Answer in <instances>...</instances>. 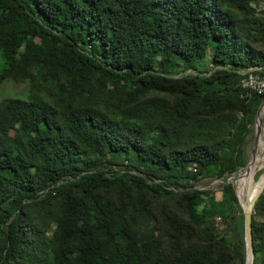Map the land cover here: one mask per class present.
Wrapping results in <instances>:
<instances>
[{
  "label": "trees",
  "instance_id": "trees-1",
  "mask_svg": "<svg viewBox=\"0 0 264 264\" xmlns=\"http://www.w3.org/2000/svg\"><path fill=\"white\" fill-rule=\"evenodd\" d=\"M263 3L0 0V85H29L0 104V264H246L235 186L197 184L247 164ZM253 233L264 264V193Z\"/></svg>",
  "mask_w": 264,
  "mask_h": 264
},
{
  "label": "rangeland",
  "instance_id": "rangeland-1",
  "mask_svg": "<svg viewBox=\"0 0 264 264\" xmlns=\"http://www.w3.org/2000/svg\"><path fill=\"white\" fill-rule=\"evenodd\" d=\"M264 11V3L262 4V6L259 8V12L261 14V12ZM211 58L213 56H210ZM211 58L207 59V61H205L203 63V67H208V68H212V64H211ZM242 74V72H241ZM28 89H29V85L27 82H20V83H15L12 80H6L4 81L1 85H0V104H2L4 101L10 99V98H22V99H26L27 98V93H28ZM262 121H263V132L262 135L260 137V141H259V145L256 148V154L255 156H260L263 158L264 157V109L262 111ZM256 127L255 125H253L252 128V133L247 137V141L244 145V152H245V156H246V166L243 168H239L238 169V173H234L230 176H228L226 179H221V180H215V179H210V178H204L202 181H200L197 186L198 188H201L203 190L206 189H211L214 194L216 195L217 198H221V192H220V187L224 184V182L228 179V178H232L235 179L239 176V172L245 170L250 163H252V159H253V151L255 148V141H256ZM241 170V171H240ZM247 170L243 171L242 173H245ZM264 172V158L261 161L260 165H259V169L257 170V173H255L254 177L252 178L251 181V185L254 188L256 182L259 180V177L263 174ZM238 184L235 182V189L237 192V198H238V203L241 206V202H240V198H239V186H237ZM242 208V207H241ZM243 210V209H242ZM243 215L244 216V212L243 213H239V216ZM214 222V223H213ZM211 223H213L214 228L217 230V232L221 235H226L227 234V225L225 224L220 218H215L213 221H211ZM245 228V227H244ZM245 234V232H244Z\"/></svg>",
  "mask_w": 264,
  "mask_h": 264
},
{
  "label": "water",
  "instance_id": "water-1",
  "mask_svg": "<svg viewBox=\"0 0 264 264\" xmlns=\"http://www.w3.org/2000/svg\"><path fill=\"white\" fill-rule=\"evenodd\" d=\"M264 109V102L261 104L257 115H256V121H255V127H256V141H255V148L253 151V159H255L256 154V148L259 145L260 137L262 135L263 130V121H262V111ZM238 173V172H237ZM240 173V172H239ZM235 179L228 178L225 182V184L232 183L235 186ZM237 193V192H236ZM264 193V183L259 188V191L257 193V196L254 201L249 203L248 205L244 206L242 203L241 207L244 212V221H245V242H246V264H255L256 261V251H255V245H254V233H253V214L255 210V206L257 201L259 200L260 196ZM238 196V195H237Z\"/></svg>",
  "mask_w": 264,
  "mask_h": 264
},
{
  "label": "bare ground",
  "instance_id": "bare-ground-1",
  "mask_svg": "<svg viewBox=\"0 0 264 264\" xmlns=\"http://www.w3.org/2000/svg\"><path fill=\"white\" fill-rule=\"evenodd\" d=\"M256 93L262 95L264 94L260 92H256ZM263 158L261 157V155L258 157L256 156L254 161L250 163V165L245 169L247 171L245 173H242L245 170L243 171L240 170L241 172L239 173V176L235 178V181L238 184L237 186H239L238 193H239L240 202L244 206L248 205L249 203L255 200L259 188L264 183V173H263L260 176L259 180L256 182L255 187L253 188L251 185L252 178L254 177L255 173H257V170L259 169V165L263 160Z\"/></svg>",
  "mask_w": 264,
  "mask_h": 264
},
{
  "label": "built area",
  "instance_id": "built-area-1",
  "mask_svg": "<svg viewBox=\"0 0 264 264\" xmlns=\"http://www.w3.org/2000/svg\"><path fill=\"white\" fill-rule=\"evenodd\" d=\"M257 71L258 70H248L241 74V86L250 93H264V75H261Z\"/></svg>",
  "mask_w": 264,
  "mask_h": 264
}]
</instances>
